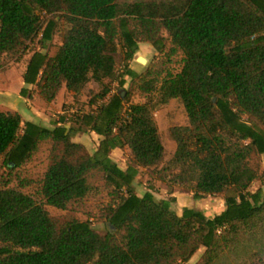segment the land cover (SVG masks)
<instances>
[{
    "label": "trees",
    "instance_id": "obj_1",
    "mask_svg": "<svg viewBox=\"0 0 264 264\" xmlns=\"http://www.w3.org/2000/svg\"><path fill=\"white\" fill-rule=\"evenodd\" d=\"M141 42L157 52L138 70ZM30 48L24 90L49 102L64 86L100 88L53 126L0 109V264H264V170L252 162L264 154V0H0V69ZM173 98L189 122L170 126L166 159L155 111ZM89 131L95 150L75 137ZM44 143V171L23 174ZM125 146L124 167L112 153ZM142 168L154 174L144 193ZM97 172L109 195L98 213H52L98 190ZM158 179L226 206L180 213Z\"/></svg>",
    "mask_w": 264,
    "mask_h": 264
},
{
    "label": "rangeland",
    "instance_id": "obj_2",
    "mask_svg": "<svg viewBox=\"0 0 264 264\" xmlns=\"http://www.w3.org/2000/svg\"><path fill=\"white\" fill-rule=\"evenodd\" d=\"M62 40H63L62 36L59 35V33H57L55 36V41L62 42ZM32 43L33 41L30 43V45ZM31 52H32L31 48L26 49L22 53V55L17 59L21 61L23 59L26 60V56H29ZM156 52L157 50L153 44L149 42H141L140 47L137 50L134 59L131 61V64L136 69L142 70L146 67L149 61L156 56L155 55ZM116 54L118 61H120V63L121 62L123 63L125 60V53L123 49L120 48ZM139 55H144L148 57V62L142 63L141 61H139L138 60ZM99 88L100 86L96 81H91L88 84V86L85 88V90L78 97H72L71 95L69 96L66 95V99L68 101L65 102V107L69 110L71 109L76 110L80 106L83 108V110L84 108L86 109L88 107V101L91 95V90L92 89L98 90ZM136 100L143 101L145 100V98L137 95ZM38 101H42V105H46V102L40 96L38 97ZM57 113L59 114V112ZM155 116L158 120L160 126V132L166 146L165 158L169 159L170 157H172L177 147L176 140L170 134V126L173 124L188 123L189 117L185 110L184 104L176 98L171 99L168 104L162 106L160 109H157L155 111ZM78 137L79 139L87 141L92 147L95 145V142H97L96 135L90 131L86 133H80ZM50 145L51 144L49 143L42 144L40 150L37 153H35L32 160L26 163L25 165H23L20 171H22V173L25 175H31V176H38V174H41L50 160V155H49L51 148ZM129 152H130L129 146H125L122 148L117 147L114 149L112 153V157L115 158L121 166L125 167L126 165H128V163L131 160L129 156ZM252 162L255 165L260 166L261 169L264 170V154L254 155L252 157ZM153 177L154 174L151 169L148 170L142 168L141 173L138 175V178L135 180L137 191H139L140 193H144L149 183V179H153ZM92 181H94V183H96L99 186L98 190H93L81 202H75L69 208L61 209L50 206L52 213L62 218L70 216L72 214L79 215L82 217H87L91 214L98 213L102 205L109 200L108 188L105 186V182L103 180L101 172H97L96 174H94L92 176ZM15 182L16 181H14V183ZM155 183H156V188H155L156 196L158 198L175 197L173 202V207L180 213L182 212L184 206L188 205V206H194L200 208L206 213L210 215H214L216 212L220 211L226 206V201L222 194H212V195L210 194L201 198L198 197L196 198L193 194V191L189 188L174 186L169 184L167 181L161 179L156 180ZM259 184H260V179H257V181L254 182L252 188L253 189L256 188ZM28 189L31 190L33 188L32 186H29ZM94 223L96 227L99 228L100 230L107 229L106 224L102 221H98L97 219H94ZM203 249L204 247L202 246L200 250L194 254V256L191 259L192 262H195L200 257Z\"/></svg>",
    "mask_w": 264,
    "mask_h": 264
},
{
    "label": "crops",
    "instance_id": "obj_3",
    "mask_svg": "<svg viewBox=\"0 0 264 264\" xmlns=\"http://www.w3.org/2000/svg\"><path fill=\"white\" fill-rule=\"evenodd\" d=\"M30 57L31 54L26 56V60L23 59L22 61L14 58L0 69V109L16 110L25 119L34 120L47 126H53L54 119L58 118L60 114L66 111H75L74 109L69 110L65 107V102L68 101L66 95L76 96L73 91L68 90L64 86L52 101L48 102L44 100L46 105H42V101H38L39 95L37 93L34 92V94H31V90H24L26 86L33 88V85L27 83L24 79V71ZM91 132L96 135L97 139L93 147L87 141L79 139L78 137L80 133L86 132H78L75 137L87 144L91 150H95L99 143L100 135L95 131Z\"/></svg>",
    "mask_w": 264,
    "mask_h": 264
},
{
    "label": "water",
    "instance_id": "obj_4",
    "mask_svg": "<svg viewBox=\"0 0 264 264\" xmlns=\"http://www.w3.org/2000/svg\"><path fill=\"white\" fill-rule=\"evenodd\" d=\"M138 60L141 61L142 63H147L148 62V57H146L144 55H139L138 56ZM214 99H216V97H214Z\"/></svg>",
    "mask_w": 264,
    "mask_h": 264
},
{
    "label": "built area",
    "instance_id": "obj_5",
    "mask_svg": "<svg viewBox=\"0 0 264 264\" xmlns=\"http://www.w3.org/2000/svg\"><path fill=\"white\" fill-rule=\"evenodd\" d=\"M75 111H79V112H81V111H83V108L80 106V107H78Z\"/></svg>",
    "mask_w": 264,
    "mask_h": 264
}]
</instances>
